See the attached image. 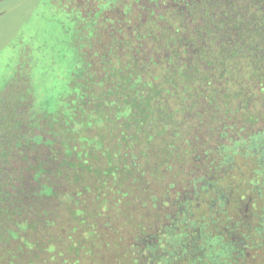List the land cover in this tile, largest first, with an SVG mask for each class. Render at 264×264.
I'll return each mask as SVG.
<instances>
[{
    "label": "trees",
    "instance_id": "1",
    "mask_svg": "<svg viewBox=\"0 0 264 264\" xmlns=\"http://www.w3.org/2000/svg\"><path fill=\"white\" fill-rule=\"evenodd\" d=\"M48 4L55 11L65 13L71 22L73 53L79 54L80 64L78 67L75 64L69 66L65 73V105L58 102L53 111L38 110L33 105L32 111L24 114L11 110L12 131L5 132L0 138V153L12 156L17 163L23 161V168L29 174L8 183L7 192L0 197L1 244L7 230L14 233L27 224L28 217L22 216L20 203L25 177L34 185L38 183L37 179L40 180L43 166L49 170L57 167L56 163L49 161L50 158L47 159L51 153L48 145L39 144L34 138L45 133L47 139L56 143L55 135L60 126L70 128L79 117L85 122L80 125L85 134L97 131L94 129L97 127L106 128L107 119H110L109 106H115L118 111L114 122L125 140L131 136V128L146 132L137 139L149 145L155 142L173 144L185 136L198 138L209 148L207 158L213 159L215 164L208 167L213 172L220 170V176H223L229 170L243 166L249 180L254 178V182L243 185L244 189L251 190L255 184L264 183V166L259 167V159L264 158V0H80L77 6H72L69 0L54 5L48 0ZM99 116L102 120L95 121ZM40 118L45 122L44 128H40ZM23 121H26L25 125H22ZM21 127L26 132L21 133ZM23 135L28 136V141L23 140ZM11 137L16 144H11ZM116 138L113 134L108 135L105 147L113 148L118 143L119 138ZM142 143L132 140L126 146L127 152L136 155ZM172 156L168 161L170 170L158 172L160 187L168 180L179 181L182 174L190 176L193 163L205 161L190 155L187 157L189 162H183L182 158L178 162L176 155ZM101 161L104 162L103 157ZM37 170H40L39 175H35ZM205 170L195 184L200 197L216 191L219 185H224L227 190L232 188V178L220 182V177H209ZM84 173L81 179L85 183L96 185L99 182V177L92 172ZM200 174L199 171L196 176ZM87 177L94 180L86 181ZM115 178L121 180L117 175ZM57 182L58 189L63 183L68 186L66 191H73L71 176L55 180V184ZM211 184L212 190L204 194L203 189ZM12 187H15L14 191ZM253 191L251 193L257 194ZM182 193H173L162 208L151 206L137 210L146 218L143 220L146 225L142 227L141 220L134 226L127 218L129 213L136 212L129 198L120 213V220L128 222L124 228L131 241L120 247L113 241L114 251L128 253L126 256H130L132 264H137L136 245L132 241L140 239L143 233L153 235L160 221L167 220L175 211L174 200H181L186 195V192ZM7 199L12 202L11 206L5 205ZM39 199V204L44 206L43 201L49 198ZM67 205L73 210L70 203ZM260 205L264 208L263 201ZM93 208L92 205L87 209L92 211ZM107 210L113 212L110 203ZM54 215L52 212L50 219L57 220ZM239 218L228 221L231 225L225 224L229 233H237L236 227L240 231L241 227L237 226ZM112 228L117 231L115 224ZM241 229L247 233V249L249 252L251 248L255 250L251 253L250 264H260V260L264 264V257L259 259L258 255L264 253V228L257 220L250 230L246 226ZM77 231L81 236L82 230L77 228ZM94 231L96 234L97 231L103 232L100 225ZM211 232L213 244L207 248L205 256L194 257L189 264H247L245 252L243 257L236 258L232 253L216 257L219 251L214 241L217 229L211 228ZM121 235V232L114 235L119 242L125 238L122 239ZM235 243L232 241L231 249L227 251L234 250ZM4 244L3 247L0 245L3 249ZM75 253L76 256L78 253ZM0 254V264H21L17 257H8L3 251Z\"/></svg>",
    "mask_w": 264,
    "mask_h": 264
},
{
    "label": "rangeland",
    "instance_id": "2",
    "mask_svg": "<svg viewBox=\"0 0 264 264\" xmlns=\"http://www.w3.org/2000/svg\"><path fill=\"white\" fill-rule=\"evenodd\" d=\"M77 1L80 0H74L76 6ZM59 2L62 0H51L53 5ZM4 6L8 10L0 17V95L6 93L10 85L9 81L17 66L16 63L23 59L22 73L30 82L29 87L32 96H34V107L38 110L44 108L47 111H53L58 102L65 105L66 102L63 100V96L67 94L65 73L69 66L75 64L78 67L80 64L79 54L73 53L71 22L65 13L55 11L50 7L48 0H6ZM28 101V99L25 100L26 106H28ZM9 104L11 106H8L7 109H0V138L5 132L12 131L13 112L11 110L20 112L25 110L24 108L19 109L12 99ZM116 110L115 106L107 107L110 118L107 119L108 126L103 129L94 128L97 131H92L91 134H85L81 130L80 125L85 122L79 117L73 121L70 128L63 129V126H60V130L55 135L56 143L47 139L45 133L34 138L39 144L48 145V150L51 153L47 159L50 158L49 161L56 163L57 167L55 170H49L43 166L41 174L40 170L35 173V175L40 174V180L37 179L38 183L29 184L28 178L25 177L26 185L23 186V190L22 187H17L22 190L20 200L23 206L22 216H27L29 219H26L27 224L24 228L14 230V233L7 230V236H3V242L0 243L2 247L5 243L4 249L0 247V251L6 253L8 257H17L21 264H132L130 256H126L128 253L124 255L121 251H114L115 244H113L115 243L113 241H116L120 247L123 243L127 245L131 241L125 231L126 228H124V224L128 225V222L123 223L120 220L122 218L120 213L124 207L126 208L129 198L136 212L129 213L127 218L134 226L140 224L139 220H141L142 227L146 225V221H143L146 218L141 216L137 210L147 209L151 206L154 209L162 208L168 202L169 196H173V193L180 195L184 194L182 192H186V195L188 193L191 197L193 192L197 193L198 187L195 184L199 178L201 179L204 169H206L207 176L220 177V182L232 178L231 190L235 196L239 192H243L244 184L254 182V178L249 180L247 169L243 166L238 169L233 168L223 176H220L222 173L220 170L213 172L212 168L208 167V165L215 164L213 159L207 158L209 148L205 147L206 144L198 138L185 136L175 140L173 144L155 142L149 145L137 139V136H143L146 132L131 128V136L125 140L121 136L123 134L121 129L114 122L118 112ZM38 117L40 116L38 115ZM100 118L101 116L97 117L95 121ZM39 121L40 128H44L45 122L42 118ZM20 131L23 133L26 132V129L21 127ZM37 132L41 133L40 130ZM235 132L238 133L237 130ZM112 134L119 139L118 143L109 149L105 147V143L107 136ZM7 138L10 139L9 136ZM23 138L24 141H28L27 135H23ZM132 140L134 143L143 144L142 147H139L136 155L127 152L128 147L126 146L130 145ZM10 142L16 144L12 137ZM172 155H176L178 162H180V158L183 159V162H189L187 157L190 155L196 160L204 159L205 161L193 163L194 169L190 176L188 173L182 174L181 182L178 185L176 183L180 180H171L170 182L168 180L165 185L160 187L161 179L158 177V172L161 169L170 170L168 161L173 157ZM101 157L104 162L101 161ZM7 158L13 159L12 156ZM128 159L130 160L129 164L127 163ZM16 161L15 159L8 160L6 164L15 169L12 181H15L16 178L22 179L23 175L29 174V171L27 172L23 168V161H19V163ZM183 162L180 164L181 167ZM261 166H264V158L259 159V167ZM151 168L153 170H150ZM86 171L99 177V182L96 185L93 182L85 183L81 179ZM199 171L201 174L196 176ZM116 175L121 177L120 181L116 180ZM70 176L74 181L73 191H66L68 186L63 183V187L60 185L58 189V182L55 184V180ZM85 180L93 181L94 179L87 177ZM7 185L4 181H0V188L3 190L0 191V197H3L7 192ZM61 188L62 190H60ZM41 197L49 198L43 201L44 206L42 203L39 204ZM68 203L73 207V210H69ZM108 203L113 206V212L107 210ZM5 205L11 206L12 202L10 203L7 199ZM92 205L94 206L93 210H88L87 208L91 209ZM52 212L57 215V220L50 219L49 216H52ZM232 218L225 217L223 222L231 225ZM16 219L14 218V220ZM237 219L238 216L233 221H237ZM165 221L159 223L164 231L167 229L172 234L176 232V235L182 231L175 223L177 220L173 214L169 215ZM114 224L117 231H113ZM99 225L103 232L97 231L96 234L94 230H97ZM77 228L82 230L81 236ZM211 228V226L206 228V231H211ZM120 232L122 239L125 236L123 242H119L118 238L114 236L119 235ZM185 234L184 242L178 236L172 235L156 250L146 251L145 255L142 254V247H145V243L150 246L153 239L148 241L141 238L133 240L132 242L135 241L134 245H136L134 253L137 264H145V261H148L147 264H189L186 258L187 255L194 253L196 242H194V238L188 239L189 242ZM53 236H56L58 241ZM95 240H99L96 241L98 245ZM69 247L71 249L68 250ZM250 251L252 254L255 252L254 248H251ZM74 253L78 254L75 256ZM161 255L167 256L166 262L162 263ZM258 255H260L259 259L264 257V253ZM0 256L2 255L0 254ZM101 261L103 263H99ZM260 262L263 263L261 260Z\"/></svg>",
    "mask_w": 264,
    "mask_h": 264
},
{
    "label": "flooded vegetation",
    "instance_id": "3",
    "mask_svg": "<svg viewBox=\"0 0 264 264\" xmlns=\"http://www.w3.org/2000/svg\"><path fill=\"white\" fill-rule=\"evenodd\" d=\"M5 1L6 0H0V17L8 10L4 6ZM69 2L72 6H76L74 4V0H69ZM77 2L80 4V1ZM23 62L24 60L22 59L16 63L17 66L14 70L12 78L9 81L10 85L6 90V93L0 95V109H7L11 99L19 109H25L22 111L23 113H29V110L33 106L34 96L31 94V89L29 87L30 82H28L26 75L22 73ZM26 99L29 100L28 106L25 105ZM25 124L26 121H23L22 125ZM7 155L0 153V181H4V183L8 184L14 179L12 177L15 169L6 165L8 160H14L8 159ZM262 182H264V177ZM14 188L15 187H12V191H14ZM212 188V184L208 185L205 189H203L204 194H206L208 191L210 192ZM251 190H254L253 192H257V194L251 193ZM251 190L248 188L244 189L243 192H239L238 195L235 196L233 190H227L224 185H219L216 191L212 190V192L206 194L204 197H200L198 192H193L191 197H189L187 193V195L181 198V200H179L180 198H176L172 203V205L174 204L173 206H175V211L171 214H173V216L176 218L177 221H175V223L178 224L179 230L182 231H179L177 235L176 232L172 234L170 233V230L166 229L164 231V229H161V227L157 224L158 226H156L155 233L153 235L149 233H143L140 235L141 239L143 240L148 241L149 239H153L150 246L146 245L145 243V247H142V254L145 255L146 251L148 250H156L159 245L169 240L172 235L178 236V238L184 242V234L186 233L185 236L187 240L194 238V242H196V247L193 251L194 253H192V255H187L186 258L188 263H191V260H193L194 257H204L207 248L213 244L210 238L211 231H206V228L211 226L212 228L217 229L216 240L214 241L219 247V251L216 257H225V253L236 254V258L240 256L243 257V253L245 252L244 259H246L247 264H250L252 261L251 251L249 252L246 247L248 237L247 233H245V231H243L241 228L246 226L250 230L254 221L257 220L258 223L264 228V215L261 213V211H264V208L260 207V202H264V183L260 185L255 184ZM176 213L178 215H176ZM237 216L240 217V222L237 223V226L239 228L241 227L240 231H238L236 227L237 233H229L225 223L223 222L224 218L233 217L232 220H234ZM214 222L216 223L215 225ZM166 223H168V221ZM227 236H229L230 239H228ZM190 240L188 241L190 242ZM230 241L236 242L234 244V250L227 251V249L230 248ZM238 247H241V249ZM181 251L183 252L182 249ZM160 257H162V263L166 262L167 256L161 255ZM144 263L147 264L148 261H145Z\"/></svg>",
    "mask_w": 264,
    "mask_h": 264
}]
</instances>
